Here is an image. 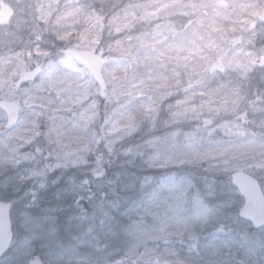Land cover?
<instances>
[{"label": "rangeland", "instance_id": "374dc122", "mask_svg": "<svg viewBox=\"0 0 264 264\" xmlns=\"http://www.w3.org/2000/svg\"><path fill=\"white\" fill-rule=\"evenodd\" d=\"M218 1L60 0L69 10L49 24L52 12L48 6L52 0H0L15 12L10 25L0 27V51L13 48L17 54L34 56L38 63H46L53 54L59 61L68 60L64 52L70 48L102 60L94 50V42H88L87 37L98 25L103 28L107 24V33L112 37V54L104 63L108 65L115 89L126 86L144 99H147L144 93L150 88L167 90L184 105L175 122L165 125L157 117L150 133L122 138L124 126L116 122L109 133L111 143L99 138L90 142L79 125L90 120L92 112L84 113L80 120L68 119L72 109L77 107L71 99L54 108L39 102L25 107L13 98L12 89L0 83V100H10L21 107L14 125L27 134L36 119L35 113L43 108L51 135L60 145L59 156L33 149L24 159L17 146L0 142V201L12 204L13 232L11 247L0 259L4 264H16V250L29 248L42 227L59 225L63 234L79 236L83 232L79 226L81 219L87 215L99 218L93 211L95 203L106 210L109 207L101 195L97 198L99 191L95 187L98 185L101 189L102 183V188L106 185V188L126 192L134 187L131 175L141 182L140 198L123 208L121 215L126 222H119L129 233L143 240L153 232L166 235L178 229L184 232L185 246L188 243L206 246L209 264H242L244 260H248L245 264H264V229L252 234L247 231V224L238 218L224 220L221 232L210 229L194 241L188 237L189 230L206 225L210 215L217 211L237 217L242 199L228 187L224 178L234 171H245L257 178L256 165L223 172L215 167L205 170L176 164L161 170L157 163L175 146L195 147L198 140L215 139L214 134L209 137L208 130L215 127L212 121L226 126L221 136L234 134L236 129L230 116L245 98V89L249 86L254 106L264 108V89L260 87L264 82V53L259 51L260 42L264 41V0H224L227 7L218 6ZM115 5H119L120 10L109 19L95 11L88 14L89 10ZM73 17L84 25L79 33L83 42L60 48L49 32L71 26ZM253 23L258 30L255 36H250ZM59 35L61 39H68L67 32ZM70 62L79 65L73 60ZM3 63L0 60V70ZM21 71L24 79L34 74L23 67ZM79 83L83 86L84 82ZM145 107L148 111L153 109L151 104ZM186 115L193 121L198 120V126L191 123L185 126ZM3 116L0 111V124L4 122ZM124 116L129 117L131 126L134 114L125 112ZM144 152H149L150 156ZM14 154L15 161L12 160ZM33 156L47 167L42 168ZM10 163L19 171L13 181L3 177ZM204 173L217 174L219 179L207 180L201 177ZM20 175L26 177L22 183ZM259 181L264 192V180ZM40 183H45L46 188L41 189ZM15 187L21 191L31 188L35 199L32 195L21 199V193L13 190ZM28 201H32L33 207L23 218L24 227H21V212L25 211L24 203ZM42 208L46 210L41 212ZM157 243L164 246L162 241ZM255 244L257 249H252L250 245Z\"/></svg>", "mask_w": 264, "mask_h": 264}, {"label": "clouds", "instance_id": "9594fccd", "mask_svg": "<svg viewBox=\"0 0 264 264\" xmlns=\"http://www.w3.org/2000/svg\"><path fill=\"white\" fill-rule=\"evenodd\" d=\"M69 8L74 6L69 5ZM48 10L52 12V16L49 17L51 24L57 16L65 14L69 9L65 8L60 0H52ZM119 10V5L104 6L89 10L88 14L95 11L109 19ZM72 19L71 26L49 32L60 48L72 47L83 42L79 33L84 30V25L75 17ZM250 27L252 29L250 36H255L258 30L255 23ZM60 32H67L68 39H61ZM107 32V24L103 28L98 25L87 37L88 42H94V50L103 57L100 61L99 76L84 66L73 64L70 62L71 58L59 61L53 54L47 58L46 63H38L37 57L22 56L17 54L15 49L8 48L0 51V60L4 62L0 70V83L12 89L13 98L25 107L30 103L39 102L41 105L47 104L49 108H54L57 104H65L71 99L77 107L72 109V115L68 119L75 117L80 120L84 113L92 112V118L79 125L90 142L99 138L108 139L111 143L109 133L116 126V122L124 126L122 138L152 132L157 117L165 125L175 122L184 105L179 103L178 97L173 98L169 91L150 88L144 93L147 96V99H144L138 98L136 93L126 86L120 90L115 89L108 65L104 63V59L112 54L110 43L112 37ZM259 51L264 53V41L260 42ZM21 67L35 73L34 78L24 79ZM81 80L84 82L83 86H80ZM260 87L264 89V82ZM249 91L245 89V98L231 113L230 120L236 129L234 134L221 136L226 126H222L219 121H212L215 127L208 131L209 137L214 134L215 139L204 138L203 142L198 140L195 147L175 146L168 155L157 161L161 170L166 169L169 164L205 170L215 167L223 172L256 165L259 173L257 182L264 180V108L258 109L254 106ZM147 104L153 106L151 111L146 110ZM125 112L134 114V123L131 126L129 117L124 116ZM43 113V108L35 113L36 119L32 121L31 130L27 134L21 132L3 116L4 122L0 124V142L17 146L24 159H27L28 153L33 149L35 152L47 151L50 155L59 156L60 145L51 135L50 125ZM190 123L198 126L199 121H193L190 115H186L185 126H190ZM16 159L14 154L12 160ZM33 159L42 168L47 167V164L41 163L37 157L33 156ZM16 175H19V171L15 164L10 163L3 177L5 180L13 181ZM25 178L20 175V182L22 183ZM52 183L55 184L56 181L53 180ZM39 187L45 189L46 185L40 183ZM13 190L21 193V199L29 195L35 199V193L31 188L21 191V188L15 187ZM32 207V201L24 203L21 227H24L23 218L30 214ZM45 210L42 208L41 212ZM105 216L109 214L105 213ZM229 218L237 219L238 216L233 217L231 213H225L223 210L211 214L206 225L188 231L189 240H196L198 235L210 229L221 232L224 227L223 221ZM111 219L113 221L111 223L106 222L104 218L100 219L95 231L93 227H88L79 236L63 234L59 225L51 228L42 227L35 234L34 243L29 248L16 250V264H209L206 246L201 247L196 243H188L185 246L184 232L178 229L169 231L166 235L162 232H153L141 240L129 233L119 222H115L114 217ZM246 227L264 229V223L252 221ZM149 241L152 243L149 244ZM159 241H162L164 246L157 243ZM0 264H4V261L0 260Z\"/></svg>", "mask_w": 264, "mask_h": 264}, {"label": "water", "instance_id": "95a60500", "mask_svg": "<svg viewBox=\"0 0 264 264\" xmlns=\"http://www.w3.org/2000/svg\"><path fill=\"white\" fill-rule=\"evenodd\" d=\"M219 6L225 7L223 0L218 2ZM14 16L13 9L7 3L0 4V26L9 25ZM65 56L71 58L78 64L86 67L90 72L100 75L101 59L94 55L75 49H66ZM34 74L26 78H33ZM0 110L5 113L7 120L13 125L18 120L19 105L9 101L0 100ZM231 184L237 189L243 198V205L238 213L239 217L249 221L264 223V196L261 192L258 182L250 175L242 171H236L231 174ZM10 205L0 202V258L8 249L11 242V230L9 222Z\"/></svg>", "mask_w": 264, "mask_h": 264}, {"label": "trees", "instance_id": "16d2710c", "mask_svg": "<svg viewBox=\"0 0 264 264\" xmlns=\"http://www.w3.org/2000/svg\"><path fill=\"white\" fill-rule=\"evenodd\" d=\"M108 34V33H107ZM250 83V82H249ZM251 85V84H250ZM249 89H251V86H249ZM110 148V145L107 147ZM144 154H146L147 156L149 155V152H144ZM205 176V178L208 180H214L217 178V174H209V173H204L202 174L201 177ZM131 178V183L132 185H134L133 189L126 191V192H122L118 189H116L115 187H111V188H106L107 186L105 185L102 188V183H100L101 189L98 188V185L95 187L96 191H101L100 193L98 192L97 198L99 199L100 195H101V199L104 200V202L106 203V205L108 204L109 207H107L108 210V214L109 216H107V218H105V213H107V210L103 207L98 206V204L95 203L94 205V209L93 211L97 212L99 215V218L97 216V219L95 217V219H93L91 216H86V218L81 219V221H79V226L80 229L82 231H84V229L88 228V227H93V230H96V226L98 225V222L100 219L104 218L106 219V222L111 223L110 221H112V217L115 218V222H122L125 223L126 220L125 218L121 215V212L123 210L124 207L129 206L130 204H132L133 202L137 201L140 198V195L138 196V194H140V191L138 190V186L141 182H138V177L137 176H129ZM228 178L229 176L227 175L226 178H224L225 183H228ZM219 179V178H217ZM104 189V190H103ZM97 199V200H98ZM117 204V205H116ZM123 207L121 209H119V206ZM102 208V209H101ZM112 209V210H110ZM114 209L116 211H114ZM113 222V221H112ZM120 223V224H122Z\"/></svg>", "mask_w": 264, "mask_h": 264}, {"label": "flooded vegetation", "instance_id": "af4514ba", "mask_svg": "<svg viewBox=\"0 0 264 264\" xmlns=\"http://www.w3.org/2000/svg\"><path fill=\"white\" fill-rule=\"evenodd\" d=\"M246 224H247V223H246ZM247 231H248V232H251L252 234H254V232H256V231H255L254 229H252V228H249ZM259 231H260V230H259ZM256 246H257L256 244H255V245H250V247H251L252 249H254V248L257 249ZM250 251H251V250H250ZM244 259H245V258H243V260H244ZM247 262H248V260L241 261L242 264H245V263H247ZM251 262H252V260H251V261L249 260V263H251Z\"/></svg>", "mask_w": 264, "mask_h": 264}]
</instances>
